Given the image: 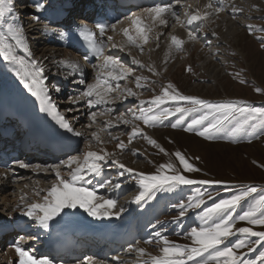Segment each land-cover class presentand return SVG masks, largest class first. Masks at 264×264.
Masks as SVG:
<instances>
[{"label":"snow or ice","instance_id":"snow-or-ice-1","mask_svg":"<svg viewBox=\"0 0 264 264\" xmlns=\"http://www.w3.org/2000/svg\"><path fill=\"white\" fill-rule=\"evenodd\" d=\"M218 3L223 6L226 0H218ZM35 7L37 12H39L44 9V3L39 2ZM206 8H214L211 0L206 5ZM6 9L10 10V0H0V17L5 15ZM222 10V7H215L214 12L196 11L193 14L186 12L185 15L188 16L187 24L196 23L198 26L202 25L210 16L218 14ZM143 11L153 21H159V24L165 27L168 25L166 16L169 14L174 16L179 22V16L170 6H154ZM232 11L235 13L239 10L233 7ZM4 23H7L6 19ZM132 24L136 26V35H131L129 29H124L123 35L129 45H134L142 52V46L137 41L142 39L144 43H147V36L144 35L145 28L141 17L137 16L133 19ZM181 26L183 27L184 25L182 24ZM95 27L98 29L100 39H97V34L90 30L87 24L80 27V35L90 45L93 55L97 59L103 57L104 63L100 66V71L94 82L78 81V83L85 85L84 89L80 92V95L68 98L72 105H76L83 100L89 109L96 105L107 106L113 104L114 100L111 98V94L121 89L120 81L127 80L133 73V69L125 67L116 57L104 55L105 41L103 37L108 25L97 23ZM112 27L114 30V25ZM147 30L151 31L150 28ZM249 31L251 34V29ZM188 38L189 40L197 39L192 31L188 32ZM9 39L14 41V44L9 43ZM107 40L111 42L112 37L108 36ZM183 43L184 41L177 36L171 37V45L174 46L175 50H181ZM262 46H264V41H262ZM112 47H120L121 51L124 50L122 46L117 44H112ZM17 49L27 59L17 55ZM0 57L12 66V71L19 78L23 87L40 102V111L51 117L64 133L70 134L68 136L69 139L82 135L60 113L58 105L53 102L49 89L45 85L44 68L38 60L32 58L22 27L9 25L6 30L0 31ZM133 63L141 68L144 67L138 60L134 59ZM187 70L191 71V68L189 67ZM148 71L158 75L151 66L148 67ZM142 80H146V78L143 76L135 77L137 88L144 87L141 84ZM240 83L246 82L241 80ZM55 90L56 92L60 91L59 88ZM255 91L259 94L261 89L256 88ZM128 97H136L138 99L139 93L131 88H125L124 98L127 99ZM74 110V107L67 109V111ZM107 111L110 113L112 110L107 108ZM130 112L132 115L131 120L125 119L123 115H118L115 118L117 123L133 124L131 133L128 136V143L131 144L135 137L140 136L147 140L150 145L158 147L160 152L165 153V155H168L165 149L144 134L141 127L134 123L135 121H141L145 127H156L157 125H162L165 119L177 117V122L170 124L172 128H176L180 123V116L185 113L195 112L197 115L187 123L183 130L194 133L205 140H215L221 136L225 138L227 136H236L244 131V123L256 118H259L262 122L261 131L264 133V109L253 107L242 100L213 103L198 97L186 96L176 90L172 84L162 88L161 93L155 95L150 101H140L138 112L134 110H130ZM90 117L92 123H95L96 113H90ZM234 120L237 121L236 124H232ZM114 126L115 124L111 119L105 122V127L107 128ZM88 127H91V124ZM104 130V128H101V131ZM91 135L92 139L98 144H103L99 133L93 132ZM113 139L118 141L116 147L123 151L126 147L124 142L119 140V137H113ZM114 155L115 153H110L104 148H100L99 151H86L82 156L70 155L61 164L48 165L46 167L36 165L33 169L36 172L47 171L50 168L54 172L55 182L46 190V194L42 197L43 202L29 203L21 215L27 217L28 220L33 221L36 226L44 230L49 229L50 222L61 216L65 210L74 212L82 209L88 216L97 220L112 219L113 217L119 219L124 208L121 207L118 211L112 212V209L117 206L116 200L98 195L95 190L85 186L90 183L88 177L101 176L104 166L109 163V158ZM173 155L179 162V166L171 161L162 163L157 167L154 174L134 173L133 169L127 168L116 159H111V163L123 170L119 173L120 176H123L125 172L134 173L138 186V194L134 198V202L137 205L147 202V200L155 199L157 193L173 191L181 186L222 183L221 181L189 178L184 173L199 172L200 169L196 168L181 152L176 151ZM17 163L20 168L30 167L29 164L24 162L18 161ZM62 167L68 172L67 179L62 175ZM112 183L111 180L105 181L101 184V187H107V185ZM113 187L119 188L120 184L116 183ZM258 191L261 193L259 199H256L255 203L249 204L247 209L242 211V214L234 215L237 208L241 207V202L246 201L248 197L252 196L253 193H258ZM36 194L39 196L41 193L38 191ZM203 196L204 193H199L197 196L189 197L187 203L181 202L176 205L179 208V217H184L191 209L200 208L204 204ZM209 198L211 199L210 194ZM21 199L23 200L25 197L22 196ZM237 221L252 227L237 228ZM254 227L264 229V190H258L255 186H244L238 194L229 199H221L219 202L214 203L213 206L207 208L201 217V222L196 227H191L188 231L187 236L191 240L190 245L175 244L157 231L155 236L158 237L157 243L161 245L160 254L152 255L151 253H146L143 248H137L136 252L140 257L148 256V259L143 260L142 264H210V262L212 264H264V251H260L256 257L250 259L247 258L246 253L240 251L246 248L248 252H255L257 247L264 245V230H253ZM233 236L237 237V239L228 242ZM25 239V236H19L13 245L19 257L18 264H53V261L47 256H34L29 249L21 247L20 241ZM147 242L151 243V241ZM87 264H95L94 258L88 257Z\"/></svg>","mask_w":264,"mask_h":264},{"label":"rangeland","instance_id":"rangeland-1","mask_svg":"<svg viewBox=\"0 0 264 264\" xmlns=\"http://www.w3.org/2000/svg\"><path fill=\"white\" fill-rule=\"evenodd\" d=\"M241 1L244 3L243 5H245L242 12H246L250 16L246 15L245 18H242L240 14V17H237L240 20L239 24L232 25V23L230 24V21L227 20L229 16H224V14L222 16V14H220L219 17L221 20L216 24L220 25L221 35L223 38L227 39L229 45H233L232 43L235 44V42L231 40V36L239 35L236 40L238 38L240 39H238L237 45H235L239 52L235 50L231 51L229 46L226 45H218L222 51L215 56L213 54L212 56L211 53L214 48H218L216 46L209 48V51L207 49L203 50L207 51V53L195 52V50H192V59L187 60L186 57H181L177 59L174 64H170L165 69L162 67V71H164L159 75H153L149 71L139 72V76L146 78V80L141 81L144 87L137 88L136 83L133 87H128L139 93L138 99L136 97H128L125 99L124 95L119 96L115 104L121 103L126 110L121 107L118 113H115L114 117H111L113 122L117 123L115 118L121 114H123L125 119L131 120L132 115L130 110L139 111V100L150 101L155 95H159L162 88L166 87L168 84H172L176 90H178V86V88L182 90L181 94L186 96H195L200 99L206 98L216 102H226L229 101L227 99L230 98L233 99V101H246L253 107L264 109V46H262V41H264V30H262L264 29V0H255L256 4L259 5L252 9L249 4L254 0ZM231 7V9H233V5H231ZM229 8L230 6L228 5L224 10L227 11ZM234 14L235 13H232V16H234ZM228 26L232 28L228 29ZM249 29H251V34ZM233 30L236 31L232 34ZM25 36L29 40V38L34 35L25 33ZM38 42L40 41L37 40L36 43ZM208 46L210 47L211 44ZM33 54L32 58L35 57L36 53ZM189 67L191 71L187 70ZM58 70H61V67H59ZM158 70L161 71L160 69ZM241 80L246 83H240ZM133 81L135 82V80ZM256 88L261 89L259 94L255 91ZM196 115L197 113L195 112L185 113L183 116H180V120L186 118L187 121L190 122ZM176 122L177 117H173L171 121L165 119L162 125H157L156 127H145L141 121L134 122L141 127L144 134L155 140L161 148L165 149L168 155L160 152L158 147L150 145L147 140L140 136L135 137L133 142L129 144L128 136L131 133L133 124H124L128 130L122 132V128L117 131H120L118 136L122 138L119 140H122L126 147L123 151L117 149L118 151L116 153L114 152L115 156L120 160V163L124 164L127 168L133 169L134 172L154 174L157 167L162 163L171 161L179 166V162L173 155V153L179 151L188 158L196 168L200 169L199 172L184 173V175L198 180L222 182L219 184L200 185L205 187L208 186L207 188H201L204 190L211 188L215 189L213 190L214 193L211 191L207 194H205V191L200 190L198 194L204 193L203 200H208L209 194L211 198H215L223 194L239 193L244 186H255L258 190H264V133L261 131L262 122L259 118L244 123V130L248 132V136L245 134H237L236 136H227V138L221 136L215 140H205L194 133L186 132L182 130L184 127L182 128L180 123L176 128H172L170 124ZM236 123L237 121H232V124ZM164 124H166V126H164ZM117 143L118 141L115 139L113 141V144H115L114 146H116ZM116 177L130 188L128 195L131 200L126 198L127 200L124 202V205H126V203H132L135 196L138 194V186L134 174L125 172L123 176H120L118 173ZM40 182L42 183V181H37L29 184L30 192H35L34 188L38 187V183ZM21 186L22 183L19 184V187L18 184H16L14 193L18 192V190L21 191ZM43 186L44 185L41 184V187ZM7 191V195H9V192H12L13 188H9L6 192ZM177 191H179V189L168 192L175 201L168 204V206H166V212L160 216L161 220L159 221V225L168 227L166 231L160 233L175 244L190 245L191 240L187 236V217L194 210H198L199 208L194 210L191 209L184 217H179V208L176 207V205L181 202L187 203L189 196L186 195L188 191L185 190L181 192L182 196L178 197L173 195ZM260 194L259 191L258 193H253V197L250 196L247 198L248 202H241V207L237 208L234 215L242 214V211L246 210L253 200L259 199ZM27 198L30 201L31 197L28 196ZM0 201V207L2 206L0 208V213H4L6 211H4L3 205H1L4 201L2 197ZM253 203H255V201ZM11 222L20 225L16 219ZM3 224L4 223L0 222V225ZM244 226L252 227L243 222H236L237 228ZM253 230L264 229L254 227ZM235 238V236L231 237L230 242L235 241ZM157 240L158 237L154 235L152 239L144 240L135 246L134 249L143 248L146 250V253L159 255L161 245L157 243ZM147 241H151V243ZM259 248L260 246L257 247L255 252H248L246 248L240 251L246 253L247 258L250 259L256 257L260 251H264V246H262L261 249ZM135 253L137 257L134 256L133 258H148L147 255L140 257L136 251Z\"/></svg>","mask_w":264,"mask_h":264},{"label":"bare ground","instance_id":"bare-ground-1","mask_svg":"<svg viewBox=\"0 0 264 264\" xmlns=\"http://www.w3.org/2000/svg\"><path fill=\"white\" fill-rule=\"evenodd\" d=\"M166 1L167 0H154V3L158 4V5L160 4V6H164V5H166ZM227 1H228V3L230 2L231 5H233V7L237 8L239 10L238 12H235V14H241L242 18H245V16L248 15L246 12L245 13L242 12V9L245 8L244 7L245 5H243L244 3L241 0H227ZM33 2H34V6L28 7L27 3H25V5L24 4L20 5L19 10H21V11L25 10L26 12H28V10H29V12L31 10H33L32 11L33 14L28 15V20L30 19L32 31L38 32L37 34L35 33L36 35L39 34L38 35L39 39L35 38V40L38 39V40H40V42L37 43V47L34 48V51L37 52L36 56H38V61L40 62V64L44 68V73L46 71H48L49 69L58 70V67L60 65H63V64L69 65V66H72V65L76 66L75 60L72 58L71 53L68 50V43L66 42V40H64V38H62V37L59 38L58 36H56V34H55V36H52L50 33L51 30L46 28V26H45L47 24H44L45 21L43 19L45 18V16L48 15L46 12L50 8L54 7L56 0H50L49 3H45L44 9H42L39 12H37L35 5L39 2H42V1L34 0ZM199 3H200V7H196V8L201 9L202 12L209 11V9L206 8V5L208 4V3H206V0H199V1L195 0V4H199ZM249 5H251V9H252V8L258 6L259 4L257 5L255 0H254L253 2H250ZM179 6H181V4H178V3L175 4L176 8H178ZM14 9L15 8H14L13 3H10V10L6 9L5 15L0 18V31H4L7 29L8 26L5 25L6 23H4V20L6 19L8 21L10 19V17L15 15L13 13ZM175 12L177 13L176 10H175ZM232 13H234V12L231 9L229 12V15L231 17H229L227 20H229L230 24L232 23V25L233 24H239L240 20L236 19V18H232V17H234V16H232ZM222 16H223V14H222ZM248 16H250V15H248ZM34 17H35V19H34ZM187 20H188V18L184 22H187ZM180 21H181V18H180ZM218 22L219 21H217V23ZM15 23H17L16 25L20 26L17 19L15 20ZM214 23L210 22L209 23L210 27H208V29L204 30L202 33H199L198 40L194 41V43L185 44V46H187V47L195 46V50H196L195 52H202L203 53V50H205L209 44H212L211 40L208 42H204V39L207 36L213 40L214 46L218 47V45H220V44L226 45V46H229V49L231 51L235 50V51L239 52L238 48H236V46H235V45H237L236 43H237L238 39H240V38H238L236 40V38L239 37V35H236L233 37L231 36V40H233L235 42V44L232 43L233 45H229V43H227V39L223 38L221 35L220 25L217 26L215 24L216 25L215 26ZM168 24H171L170 21H168ZM215 28H216V30H214ZM227 28L230 29L232 27L228 26ZM189 31L193 32V29L190 28ZM189 31H181V29H178L177 31L174 30V33L171 34L170 37L167 39L168 42H167V45L165 46L166 48L161 49L158 52L157 56L150 60L151 62H153V64H156V71L158 69L162 70L161 64H163L164 62L167 61V59H170L172 57L174 47L171 45V37L177 36L179 39L185 41L187 38L186 35L188 34ZM234 31H236V30H233L232 34L235 33ZM24 37H25V34H24ZM25 41L28 44L26 37H25ZM197 42H199L200 44L196 45ZM9 43L14 44V41H11L9 39ZM57 46H59V47L61 46L63 49L61 47L58 48ZM28 47H29V45H28ZM49 48H52V49H49ZM29 49H30V47H29ZM54 49H60V50H54ZM30 51H31V49H30ZM221 51H222V49L218 47V48L213 50L212 54L215 56V55H218L219 52L221 53ZM152 52L153 51H151V53ZM16 54L21 56L22 58L27 59L26 57H24V54L22 52H20L18 49L16 51ZM77 62H80V60H77ZM52 75H54V74H52ZM45 77L46 76H44V80H46ZM8 82L12 83L14 85V90L16 91L17 94H20L23 96L31 95V93H29L27 91V89H25L23 87V85L19 81V78L12 71V66L7 64V62H5L2 57H0V85H4L5 83H8ZM78 85L79 84H77V82H75L74 84L71 85V89H69L67 91H69L71 93H76L75 90H73V89H75L76 86H78ZM56 95L59 96L60 98H62V96L65 95V93H64V91H61V93L53 94L51 96L52 100H54ZM227 100H233V99L229 98ZM57 105L62 106L61 111H63V114L68 113L67 116H70L72 121H74L76 123L75 124L76 128L78 126V128H81L84 131H86L87 127H86V124H85V121H84V118L82 117V115H79V113H77L76 111H72V113H70V111H67V109L70 108L69 102L64 101L62 98L60 100V103ZM73 117H75V119H73ZM92 148H94V147H92ZM112 149H114L116 151L115 147H113ZM93 151H99V150L93 149ZM109 159L111 160V158H109ZM34 162H35V160H34ZM36 163L41 165L38 162H36ZM40 172H43V171H40ZM61 172H62L63 176H68V172H66V169H64L63 167L61 168ZM4 173L5 172H0V200H1V197H2V200H4L1 205H3V209L6 212H4V211L3 212L8 213V211H9L10 214L7 215V214L0 213V220H3L6 223L11 218H13V220L17 219L18 217L22 219L24 217L21 215L22 211L25 210L27 205L30 203V201L35 200L36 197L40 198V200H41L40 202H43V200H42L43 195L42 194L45 195L46 190L49 189L51 187V185L55 182L54 181L50 186L45 185V183H44L45 180H48L47 178L53 174L52 170H49V172H44L46 178L43 176L39 177V178H33L31 176L32 173H30V172H25L23 170L17 171V170L12 169L9 172H7V174H8L7 179H4L3 178ZM37 181H42V183L41 182L40 183L44 186L41 187V184L38 183V187L34 188L35 192H30L31 190H30L28 185L32 184L34 182H37ZM21 183H22L21 191L14 193V190L16 188V184H21ZM9 188H13V191L9 192L10 194L7 195L8 191L6 192V190L7 189L9 190ZM38 191L41 193L39 196L36 194ZM22 196H24L25 199L22 200L21 199ZM28 196L31 197L30 201L27 198ZM11 203H13V204H11ZM87 220H93V217L87 216ZM28 222L30 223V225L25 226V227H29L28 228L29 230L26 232L32 233V237H33L34 241L38 242L37 246L35 247V251H36L35 256H37L38 253L42 252L41 251L42 250V244H40L39 242L41 239L40 236L43 235L45 230L36 226L35 223L31 220H28ZM94 223L96 224V222H94ZM130 230H131L130 227L128 225H126L124 231L130 232ZM14 234H16V233H14ZM9 252H10V257H9L8 261L9 260L10 261L19 260V257L16 256L15 249L10 250ZM89 257L94 258L95 264H117L115 262L116 261L118 262L119 260H121L120 257H118V259H117V256L108 258V256H106V254L103 252H99V253L95 252L93 255H89ZM76 264H87V259H83V260H81V262H78Z\"/></svg>","mask_w":264,"mask_h":264}]
</instances>
